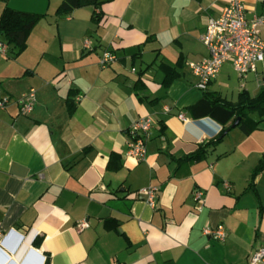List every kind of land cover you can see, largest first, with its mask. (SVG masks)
I'll use <instances>...</instances> for the list:
<instances>
[{
	"label": "crops",
	"instance_id": "0c3cea01",
	"mask_svg": "<svg viewBox=\"0 0 264 264\" xmlns=\"http://www.w3.org/2000/svg\"><path fill=\"white\" fill-rule=\"evenodd\" d=\"M62 1L0 0V16L5 8L44 16L17 57L7 46L0 53V232L10 233L0 264H249L264 247V170L250 185L264 159V119L185 159L222 130L187 109L206 93L237 101L222 94L230 63L205 92L187 68L208 58L200 37L229 0H98L58 17ZM238 1L247 20L264 17V0ZM104 52L116 61L101 68ZM164 66L176 75L168 87ZM260 67L235 74L237 97L264 89ZM30 90L36 103L21 116L17 100ZM145 117L153 122L136 162L125 156L128 131ZM147 187L159 188L154 207L136 195ZM217 226L222 243L202 234Z\"/></svg>",
	"mask_w": 264,
	"mask_h": 264
},
{
	"label": "built area",
	"instance_id": "2783aa9c",
	"mask_svg": "<svg viewBox=\"0 0 264 264\" xmlns=\"http://www.w3.org/2000/svg\"><path fill=\"white\" fill-rule=\"evenodd\" d=\"M245 7L238 0H229L221 15L216 20H209L200 42L208 53V58L198 62H190L187 68L196 78L195 88L205 92L209 84L216 79L222 67L230 63L233 72L238 78L244 79L247 75L256 74L257 65L264 63V39L261 38V29L264 28V17L254 16L247 20ZM86 44V43H85ZM6 45L0 43V53L6 55ZM116 61L114 55L109 52L102 53L99 58L101 68L109 67ZM132 72L134 70L132 69ZM7 101H0V109L4 108ZM36 103V92L34 90L23 94L18 100V113L21 116L29 115ZM179 119H183L179 116ZM150 117L138 119L128 131V143L125 156L142 162L146 157V143L152 127ZM159 192L158 187H147L137 191V196H142L145 203L154 207L155 199ZM202 193H193L192 201L202 204ZM200 212V208H196ZM87 227L86 221L76 225L78 232ZM10 233L0 232V253L5 254L3 245ZM203 236L224 242L226 233L222 226L214 228L204 227ZM7 255V254H6ZM9 257V255H8ZM26 257V256H25ZM25 260V258H24ZM46 259H43L45 264ZM249 264H264V247L257 248L249 258Z\"/></svg>",
	"mask_w": 264,
	"mask_h": 264
},
{
	"label": "trees",
	"instance_id": "16d2710c",
	"mask_svg": "<svg viewBox=\"0 0 264 264\" xmlns=\"http://www.w3.org/2000/svg\"><path fill=\"white\" fill-rule=\"evenodd\" d=\"M98 6V0H63L55 14L58 17H63L79 8H97ZM43 17V15L17 12L9 8L3 10L0 16V37L4 42L0 43L6 44L9 48L7 55L9 58L17 57L26 48L29 33ZM92 20L97 22L98 18L93 15ZM162 70L165 74L163 84L168 87L176 78L175 72L171 67L166 66L162 67ZM187 113L193 120L209 118L222 129L217 138L207 144H202L195 153L185 158L188 161H198L204 157L208 146L216 145L222 141L225 137L224 131L230 128L236 119H239V122L234 128H238L245 135H249L257 128L258 124L262 122L261 120L264 119V89H261L253 98L249 97L247 93L241 92L235 103L226 102L214 93H206L198 103L187 109ZM253 115L257 117V121L252 120L251 116ZM262 170H264V159L259 161L251 173V186Z\"/></svg>",
	"mask_w": 264,
	"mask_h": 264
},
{
	"label": "rangeland",
	"instance_id": "374dc122",
	"mask_svg": "<svg viewBox=\"0 0 264 264\" xmlns=\"http://www.w3.org/2000/svg\"><path fill=\"white\" fill-rule=\"evenodd\" d=\"M258 74L260 75L261 81H264V67H260L258 69ZM232 81L233 82H232V85L230 86V89L222 91L223 97L227 98V100L236 99L237 98V94H238V92L240 90V88L236 84L237 77H236L235 74H232ZM261 83L264 84V82H261ZM249 86H250L249 91L252 93L251 90L256 88L254 82L251 81ZM255 90H257V89H255ZM231 93H232V95H230Z\"/></svg>",
	"mask_w": 264,
	"mask_h": 264
},
{
	"label": "water",
	"instance_id": "95a60500",
	"mask_svg": "<svg viewBox=\"0 0 264 264\" xmlns=\"http://www.w3.org/2000/svg\"><path fill=\"white\" fill-rule=\"evenodd\" d=\"M238 122H239V119H236L235 122L231 125V127L230 128H227L224 131L223 135H226L231 129H233L234 127H236L238 125Z\"/></svg>",
	"mask_w": 264,
	"mask_h": 264
},
{
	"label": "bare ground",
	"instance_id": "6f19581e",
	"mask_svg": "<svg viewBox=\"0 0 264 264\" xmlns=\"http://www.w3.org/2000/svg\"><path fill=\"white\" fill-rule=\"evenodd\" d=\"M15 260L17 261V259L15 258Z\"/></svg>",
	"mask_w": 264,
	"mask_h": 264
}]
</instances>
